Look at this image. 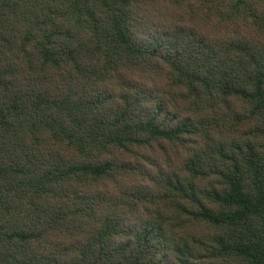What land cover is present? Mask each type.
<instances>
[{
  "label": "trees",
  "instance_id": "obj_1",
  "mask_svg": "<svg viewBox=\"0 0 264 264\" xmlns=\"http://www.w3.org/2000/svg\"><path fill=\"white\" fill-rule=\"evenodd\" d=\"M0 264H264V0H0Z\"/></svg>",
  "mask_w": 264,
  "mask_h": 264
}]
</instances>
